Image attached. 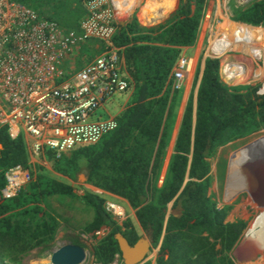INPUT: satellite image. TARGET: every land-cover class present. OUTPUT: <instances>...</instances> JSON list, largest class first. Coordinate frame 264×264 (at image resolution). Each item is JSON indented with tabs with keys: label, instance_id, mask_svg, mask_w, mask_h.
<instances>
[{
	"label": "trees",
	"instance_id": "trees-1",
	"mask_svg": "<svg viewBox=\"0 0 264 264\" xmlns=\"http://www.w3.org/2000/svg\"><path fill=\"white\" fill-rule=\"evenodd\" d=\"M15 1L67 29H77L85 14L84 0ZM150 2L142 0L138 14ZM205 2L180 0L171 12L177 1L150 26L139 24L136 10L124 24L118 23L112 42L122 48L125 70L133 85L130 104L119 114L116 126L96 143L54 157L56 172L72 178L70 175L83 171L87 183L128 201L152 247L159 244L154 264H236L229 252L246 228L242 219L225 221L230 206H218L209 173L219 146L264 126V82L229 86L220 79L219 61L206 57L197 89L194 126L190 95L173 153L159 182L174 108L171 71L182 48L195 43ZM227 8L230 19L264 27V0H228ZM0 144L1 188L3 170L15 164L27 165L28 155L23 138L12 139L5 126L0 127ZM52 200L70 208L76 207L73 201L90 207L92 218L82 232L92 240L101 226L109 228L94 244L97 262L108 263L116 253L121 255L116 233L131 245L141 236L130 217L118 224L99 194L86 190L78 195L68 182L37 173L27 191L11 199L0 195V263L7 258L12 261L9 264L19 262L20 255L54 241L65 220Z\"/></svg>",
	"mask_w": 264,
	"mask_h": 264
},
{
	"label": "built area",
	"instance_id": "built-area-1",
	"mask_svg": "<svg viewBox=\"0 0 264 264\" xmlns=\"http://www.w3.org/2000/svg\"><path fill=\"white\" fill-rule=\"evenodd\" d=\"M83 6L79 27L67 29L23 3L0 0V127L5 126L12 139L26 133L35 157L50 151L58 158L77 146L96 143L116 126L97 110L131 84L122 48L112 42L120 15L131 10L129 0H84ZM217 10L213 16L203 11L198 24L197 34L202 27L206 31L204 57L219 61V76L227 85L264 82L263 50L253 56L236 45L223 46L224 34L218 28L226 18L239 25L240 38H247L248 26H257L230 19L225 9L218 14ZM94 41L101 47L77 65L80 53ZM237 56L243 57L241 61ZM191 64L187 56L177 58L171 71L173 90L180 89ZM3 177V199L27 191L33 181L32 169L22 164L5 168ZM105 209L113 218L124 217L112 201L105 202ZM84 250L81 264H124L118 253L101 263L94 260L90 247Z\"/></svg>",
	"mask_w": 264,
	"mask_h": 264
},
{
	"label": "rangeland",
	"instance_id": "rangeland-1",
	"mask_svg": "<svg viewBox=\"0 0 264 264\" xmlns=\"http://www.w3.org/2000/svg\"><path fill=\"white\" fill-rule=\"evenodd\" d=\"M177 1H178V5L171 12L175 11L180 4V0H176V1L172 0L171 2L172 8L176 5ZM206 1H210V4H212V1L214 2V4L217 6L218 9L217 14L220 13L219 11H224V9L228 11L227 8L228 0H206ZM236 1L238 3H246L242 0H236ZM141 2L142 0L137 5H139ZM139 7L140 6L135 5L136 12L134 13L135 10L133 11L137 19H138ZM132 14L130 15L129 19L131 18ZM120 18L126 21L125 17L124 18L120 17ZM224 19L226 18H223V20ZM164 20H166V18ZM226 24H222V30H221V33L223 34L226 33L224 34V36H227L226 38L227 40L225 39L226 41H230V39H228V34L236 35V33H239L236 35V38L233 39V42L238 44H233V45H236V47H238L239 43L242 42L241 41L242 39L244 41L248 40L250 42L247 44V46H249V44L250 45L252 44L255 47V51L253 50L251 51V53H253L254 55H258V52L260 51L259 47L264 34V27L262 29H259L258 27L248 26L246 32L247 38H240V34L242 32L238 30L239 25L238 24L232 25V23H228V22ZM229 45L232 44L230 43ZM100 47L101 45L98 42L96 41L92 42L87 50L80 53L76 64L77 65L82 64V61H84L82 59L84 57L89 58L93 56L95 54L96 49ZM246 48L245 51L247 52ZM192 49L188 52V54H186V56H192L194 54V50ZM242 58L243 57L237 56V60L241 61ZM126 97H127L126 91L116 93L109 100L105 101L104 104L107 105L106 107L109 111L113 112V109L117 108ZM100 112H102V110H100L99 108L97 110V113L98 115H100L101 118H104L102 116H105V113L101 114ZM263 140H264V126L249 135H246L239 139L230 141L227 144L219 146L216 149L211 161V171H210V176L212 180L211 190L214 193V198L216 199L219 207L224 205L230 206L225 221L242 219L246 222V228L244 229L240 239L236 242L233 248L238 244L241 238L247 234L246 236L247 238L246 241L248 243L247 249L250 253L252 252V248L255 247L256 244L259 242V239L264 236V208L263 207L258 208L257 204H255L251 200L250 196L248 195V192L246 191H242V192L235 191L234 195L231 196L229 185H230L233 161L238 160L240 155L243 154L248 147H250L251 145H253L258 141L262 142ZM66 153H69V151ZM29 164H30L29 167L32 169V173L34 177L37 173H43L55 179L57 178V180L68 182L71 185L74 192L78 195H82L86 190H90L89 188L86 187L88 183L85 177L80 176V178H77L79 174H83V176H86V174L83 171L77 173L76 177L70 175L73 178L70 181L67 179V176H64L61 173H58L54 170V158L52 157L36 159L35 161L30 162ZM108 197L109 196L103 197L104 207H105V201L107 200L112 202L117 201V203L118 202L122 203L121 201L118 200L114 201L113 199L111 200L106 199ZM253 203L255 204V206L253 205ZM52 204L54 208L58 211V213H60L63 216V219L65 220L62 222L60 226L61 230L57 235V241H56L57 244L73 243L85 247L88 246L90 247L91 250H93L96 241L100 237H103L107 234L106 231H102L99 229L96 231V237L93 240L89 238L87 235L83 234L82 232L83 226L87 224L92 218V209L90 207H87L84 203L73 201L72 204L76 206L74 208H70L69 205L58 204L56 201H53ZM122 204L125 205L124 203ZM253 227L256 229L251 231V228ZM260 227H262L261 235L258 234L256 237L254 236L250 237L251 234L255 231H258ZM53 250L54 247H52V245H49L48 247L34 248L29 252L20 255L18 259L19 262H14V264H50L49 257ZM232 250L229 252L231 256H232ZM256 251H253L254 253L252 254L255 255ZM154 253H157L156 248H153V250H151L148 253L147 257L145 258L142 264L146 263L147 261H150L149 256H152ZM232 258L234 259L236 264H264V249L262 250V252L257 253L255 257L248 260L238 261L234 256H232ZM9 263H12V261L10 260L8 261L7 258L3 263L0 264H9Z\"/></svg>",
	"mask_w": 264,
	"mask_h": 264
},
{
	"label": "crops",
	"instance_id": "crops-1",
	"mask_svg": "<svg viewBox=\"0 0 264 264\" xmlns=\"http://www.w3.org/2000/svg\"><path fill=\"white\" fill-rule=\"evenodd\" d=\"M139 1L140 0H129L130 6H131L130 7L131 10L128 11L127 13L121 14L122 17H127L129 15L127 18H125L126 21L129 20L130 15L133 13L131 11L135 8V5L138 6L137 4L139 3ZM171 2H172V0H151L149 6L143 12L138 14L139 24L142 25V26H150L151 24L155 23L168 9L172 8L171 7ZM216 10H217V6L214 4L213 1H212V4H210V1H206L205 2V7H204V13L205 14H209L210 16H213L215 14ZM122 21L126 22L124 19ZM164 21H162V22H164ZM162 22H158L156 24H159V23H162ZM227 22L228 23H233L232 21H230L228 19H224L223 22L220 25L226 24ZM156 24H154V25H156ZM226 25H228V24H226ZM258 28L262 29L263 27H258ZM224 34H226V33H224ZM236 34H239V33H236ZM205 36H206V31H205L204 27H202L200 32L197 34L195 43L192 46L183 47L182 51H181V54H180V55L186 56V54H188V52L192 48H193L192 50H194V54L192 56H187V57L191 58L192 64H191V67H190L189 71H187V73H186V76H185V78H184V80H183V82L181 84L180 89H178V90L171 89L172 92L174 91L173 117H172V120H171L170 132H169V137H168V145H167V147L165 149V153H164V156H163L162 169H161V178H160L159 182L162 181L163 176L165 175V172H166V169H167V165L169 163L171 154L173 153V144H174L176 136H177L179 124H180V121H181V117H182V114H183V110H184L186 101H187V99H188V97L190 95L192 97V106H193V122H192V126H194L196 95H197V89H198V85H199L200 78H201V75H202V71H203V67H204V59H205V57H204V55L202 53V45L205 43V39H206ZM224 37H223L222 42L224 41L223 44H225V46H229L230 43L232 45L233 44H238V43L233 42V39L236 38L235 34H228V39H230V41H226L227 40L226 39L227 36H224ZM241 41L242 42L239 43L238 47H240V49L244 53H248V54L250 53V55H252L253 54V53H251L252 47L250 45L247 46V44L250 41L246 40L247 41L246 42L243 39ZM245 48H246L247 52L245 51ZM263 49H264V34H263L262 41H261V44H260V47H259V50H263ZM239 57H241V56H239ZM229 86H232V85H229ZM233 86H235V85H233ZM132 91H133V85L131 83L130 87L126 91L127 92V97L123 100V102L117 108L113 109V112L109 111L107 109V107H106L107 105L104 104L100 108V110H102V112H100V113L101 114L105 113V116H102V115L101 116L104 117V119H107V120L111 119V120H114V121L117 122V118H118L119 114L130 104ZM21 137L23 138V141H24V144H25V148H26V152H27V155H28V162H27L28 166L30 165L29 164L30 162H33L36 159L48 158V157L54 158L50 151H46V152H44V154H42L41 156H38V157L37 156L36 157L32 156L30 154V152H29L30 151L29 147L27 146V141L29 140V136L26 133L22 132ZM237 139H239V138H237ZM190 156H191V154H189V157ZM77 178H80V174H79V176ZM210 178H211V176H210ZM34 179H35V177L33 178V180ZM67 179L71 181L73 178H69L67 176ZM211 182H212V180H211ZM86 187L89 188L90 191H92V192H95V193L97 192V194L101 195L102 197L109 196L106 199H110V200L113 199L114 201L118 200V201H121L122 203H124L125 205H123L122 203H119V202H118L119 203L118 204L117 201L114 202L118 206H120V207L122 206L121 209L123 208L122 210L124 212V217H122V218L115 217L113 219L118 224H122V222L124 220H126V218L130 217L132 219V222H134L137 225L141 236H146V234L142 231L141 227L138 224V221L135 218L134 209L131 208L130 204L128 203V201L126 199H124V198H122V197H120L118 195H115L113 193H110L108 191H105L103 189L97 188V187H95V186H93V185H91L89 183H88V185ZM238 187H239V189L237 191L238 192H242L243 191L242 190V186L239 185ZM53 201L54 200H52V202ZM107 201H109V200H107ZM107 201H105V202H107ZM255 204L253 203L254 206H255ZM171 205H172V201L168 203L167 214H169V212L171 210ZM258 208H260V207H258ZM127 211H128V214H127ZM166 217H167V215H166ZM60 228L61 227H59L54 241L50 244V245H52V247H54V250H55V248H58L59 246L63 245V244H57V242H56L57 241V235H58L59 231L61 230ZM100 230L106 231L108 233L109 228L105 227V226H101ZM95 237H96V232H95ZM161 238H162V236H161ZM159 243H160V241H159ZM158 246H159V244H158ZM158 246L156 247V250H158L157 249ZM82 247L85 248V246H82ZM151 250H153V248ZM155 256H156V253H154L152 256H149V260H150L151 264H154Z\"/></svg>",
	"mask_w": 264,
	"mask_h": 264
},
{
	"label": "water",
	"instance_id": "water-1",
	"mask_svg": "<svg viewBox=\"0 0 264 264\" xmlns=\"http://www.w3.org/2000/svg\"><path fill=\"white\" fill-rule=\"evenodd\" d=\"M249 2L250 0H242ZM121 24L124 22L121 20ZM1 148V144H0ZM87 179V175L83 176ZM250 190H243L248 192L251 200L259 207H264V166L258 171L254 172L253 176L249 180ZM246 235H244L238 244L232 250V256L238 261L248 260L254 256L250 255L248 251V243L246 241ZM121 257L124 264H142L147 257L148 253L153 248L150 240L146 236H141L134 244H129L127 239L120 233L115 234ZM158 249V248H157ZM85 257V250L79 244L67 243L59 246L51 252L49 257L50 264H81Z\"/></svg>",
	"mask_w": 264,
	"mask_h": 264
},
{
	"label": "bare ground",
	"instance_id": "bare-ground-1",
	"mask_svg": "<svg viewBox=\"0 0 264 264\" xmlns=\"http://www.w3.org/2000/svg\"><path fill=\"white\" fill-rule=\"evenodd\" d=\"M232 25H237L232 23ZM219 30H222V25L218 26ZM250 45V44H249ZM255 51V47L250 45ZM250 54V53H249ZM254 56V54H252ZM264 166V140L262 142H256L248 147L243 154L240 155L238 160L233 161L232 172L230 178V195H234V192L239 189V185L242 186V190H250L249 180L253 176L254 172L258 171ZM241 191V190H240ZM262 227L258 231L251 234L250 237H256L261 235ZM259 235V237H260ZM264 249V236L259 239V242L252 248L251 256H254L253 251L257 253L262 252Z\"/></svg>",
	"mask_w": 264,
	"mask_h": 264
},
{
	"label": "flooded vegetation",
	"instance_id": "flooded-vegetation-1",
	"mask_svg": "<svg viewBox=\"0 0 264 264\" xmlns=\"http://www.w3.org/2000/svg\"><path fill=\"white\" fill-rule=\"evenodd\" d=\"M259 207V206H258Z\"/></svg>",
	"mask_w": 264,
	"mask_h": 264
}]
</instances>
